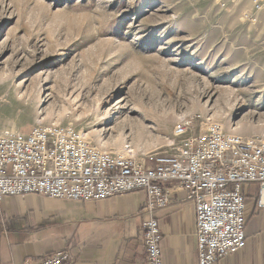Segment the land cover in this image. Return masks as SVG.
Wrapping results in <instances>:
<instances>
[{
	"label": "rangeland",
	"instance_id": "obj_1",
	"mask_svg": "<svg viewBox=\"0 0 264 264\" xmlns=\"http://www.w3.org/2000/svg\"><path fill=\"white\" fill-rule=\"evenodd\" d=\"M242 9L0 0V133L70 123L102 149L131 143L141 155L201 114L264 139V19Z\"/></svg>",
	"mask_w": 264,
	"mask_h": 264
},
{
	"label": "built area",
	"instance_id": "obj_2",
	"mask_svg": "<svg viewBox=\"0 0 264 264\" xmlns=\"http://www.w3.org/2000/svg\"><path fill=\"white\" fill-rule=\"evenodd\" d=\"M215 2L226 11L243 6L250 22L264 19V0ZM173 136L168 149L140 155L131 143L120 150L102 149L70 123L37 124L27 132L6 130L0 133V202L28 194L103 200L143 189L147 264H164L156 212L171 204L172 192L185 191L196 210L198 263L215 264L247 245L246 185H258L256 206L264 209V139L244 136L236 127L227 130L201 114L183 117ZM72 261L70 250L60 249L24 264Z\"/></svg>",
	"mask_w": 264,
	"mask_h": 264
},
{
	"label": "crops",
	"instance_id": "obj_3",
	"mask_svg": "<svg viewBox=\"0 0 264 264\" xmlns=\"http://www.w3.org/2000/svg\"><path fill=\"white\" fill-rule=\"evenodd\" d=\"M244 193L247 245L215 264H264V209L256 206L259 187L248 184ZM171 200L156 212L163 263L199 264L195 206L185 191L172 192ZM146 201L143 189L103 200L6 196L0 202V264L36 262L60 249L70 250V264H147L142 235Z\"/></svg>",
	"mask_w": 264,
	"mask_h": 264
}]
</instances>
